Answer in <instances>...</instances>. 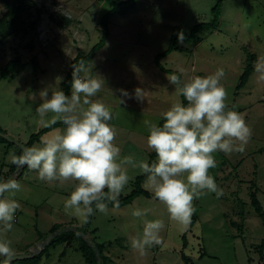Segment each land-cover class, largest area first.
<instances>
[{"label": "rangeland", "instance_id": "1", "mask_svg": "<svg viewBox=\"0 0 264 264\" xmlns=\"http://www.w3.org/2000/svg\"><path fill=\"white\" fill-rule=\"evenodd\" d=\"M217 1L139 0L111 18V42L84 67L81 76L99 75L105 81L92 99L103 102L112 114L110 123L116 130L114 143L121 149L120 159L131 156L135 161V167L122 165L129 182L118 196L132 192L135 181L144 174L140 162H149L154 152L147 144L150 124L160 123L172 104L183 103L179 87L158 68L156 57L169 49L174 28L190 34L196 26L212 22ZM31 5L30 15L21 16L17 32L5 36L0 28V76L11 61H19L0 82V126L24 145L33 135L63 121L57 114L40 116L36 112L44 102L39 93L45 89L49 96L58 89L65 92L71 62L78 55H88L100 41L101 19L112 9L101 0H31ZM63 16L70 19L69 24L62 21ZM200 36V43H180V49L161 64L179 72L183 83L223 70L220 83L227 92L226 111L234 107L243 115L251 137L242 152L214 153L217 166L209 172L218 191H205L193 200L194 212L187 224L169 218L166 205L155 198L148 182L144 188L153 198L141 196L122 208L107 205L105 213L95 210L92 229L82 237L90 245L95 241L105 245L104 254L112 259L109 264H186L182 254L191 264H262L259 247L264 242V224L252 206L251 193L256 191L264 210V0H223L219 29ZM249 55L255 56L254 74L238 92ZM121 89L129 96H122ZM137 89H141L139 98ZM65 127L44 133L42 138ZM34 145L42 146L41 141ZM19 149L0 142V180L6 181L20 168L9 175L15 166L12 155L20 156ZM14 179L22 187L10 198L17 200L20 208L12 229L0 234L11 242L14 256L25 255L45 241L56 225L62 227L58 230L82 235L83 224L64 207L78 181H41L38 172L30 168ZM136 209L145 215L134 217ZM194 214L198 220L191 227ZM157 219L164 223L160 243L141 254L132 248L131 239L142 234L146 220ZM79 246L80 242L72 246L66 242L50 248L49 258L45 256L40 264H87ZM203 248L206 255L201 259Z\"/></svg>", "mask_w": 264, "mask_h": 264}, {"label": "clouds", "instance_id": "2", "mask_svg": "<svg viewBox=\"0 0 264 264\" xmlns=\"http://www.w3.org/2000/svg\"><path fill=\"white\" fill-rule=\"evenodd\" d=\"M184 40V33H177V42L182 44ZM85 71L83 65L73 67L70 96L60 89L51 96L46 89L39 93L44 102L36 112L62 117L64 130L56 129L55 134L42 138V146L27 147L22 155H12L13 164L36 170L41 181H78L64 207L81 224L94 214L93 205L105 213L108 206L104 201L115 200L128 184L129 176L122 165L136 166L131 156L120 159L121 149L114 143L116 130L110 123L112 114L103 102L92 99L105 81L99 75L81 76ZM223 75L218 69L184 83L178 91L187 104H172L163 113V123H151L149 127L147 144L155 152L156 161H141L139 167L155 198L166 205L169 218L181 224L189 222L195 198L205 191H218L209 172L217 166L214 153L242 152L251 137L243 115L226 111L227 92L220 83ZM171 82L180 83L179 77L171 76ZM119 91L129 96L127 91ZM139 91L135 93L137 98ZM21 187L14 178L0 180V234L12 229L20 204L10 195ZM132 215L141 217L145 213L136 209ZM163 227L162 220H146L142 234L131 239L132 248L144 254L148 247L159 244ZM14 259L11 242L0 236V264H12Z\"/></svg>", "mask_w": 264, "mask_h": 264}, {"label": "trees", "instance_id": "3", "mask_svg": "<svg viewBox=\"0 0 264 264\" xmlns=\"http://www.w3.org/2000/svg\"><path fill=\"white\" fill-rule=\"evenodd\" d=\"M101 1H107L112 8L101 19L102 37L100 41L92 48V50L90 51L88 55L86 56L78 55L71 62L70 71L64 83L66 95H69V96L71 95V80H72L73 67H79L81 65H83V67H86L96 57L97 53L106 46L108 39L110 38V35H111L110 29H109V23H110L111 18L117 15L118 13H120L121 11L128 9L139 2V0H126L121 3H118L115 0H101ZM222 3H223V0H218L217 4L213 8L212 12H213L214 18L212 22L206 23V24H200L196 26L190 34L184 33L180 27L174 28L172 32V36H171V43H170L169 49L165 53L160 54L156 57L155 62L158 68L162 72L167 73L170 76L176 75L177 77H179L180 83L176 84L179 88L184 84L182 81L183 79L182 75L177 71L166 69L161 64V61L167 58L170 54L180 49L179 47L180 43L177 42V33L182 31L185 36V40L183 43L186 45H191L195 43H200L202 41L201 36H200L202 32L219 29ZM33 6H36V5L34 4ZM31 8H32L31 0H0V11H2V15H0V28L5 33V36H9L10 34L17 32V29L20 28V26H22V23L20 22V18H22L21 16L30 15V10H32ZM41 11L42 10L39 9L40 14H41ZM39 19L40 18H38L37 21H35L32 25V28L34 30H37L38 28ZM62 19H63L62 21L65 22L66 24L70 23L69 18L63 16ZM254 63H255V56L249 55L245 72L241 76L239 85L237 86L238 92L241 91L246 86L250 77L254 74V67H253ZM17 65H19V61H11L7 65L5 71L0 76V82L4 80L5 78H7L10 72ZM182 100H183V103L186 105L187 101L185 100L183 96H182ZM233 109L234 107H230L229 110H233ZM162 123H163V119L161 120L160 124ZM63 126H65L63 121L60 123H55L54 125L44 129L41 133L33 135L31 137L30 142L26 144V147H32L34 146L35 143L40 142L44 133H47L55 128L63 127ZM0 132L6 134V132L3 131L1 126H0ZM0 142H6L8 146H14L19 149L18 146H15L14 144L10 143L9 141L5 139L0 138ZM19 152L21 155L23 154V151L21 149H19ZM155 161H156V155H155V152H153L150 156V160L148 163L151 164ZM18 167L19 166L17 165L13 166L11 169V173L9 175L14 173L18 169ZM28 168L29 167L26 166L22 174H24ZM0 178H1V174H0ZM145 183H147V177H146V174H143L137 178V180L135 181L133 185V190L129 195L118 196L116 197L115 200L106 199L104 202L107 203V205L110 207L122 208V207L132 204L134 200H136L137 198L141 196L153 198L154 196L144 188ZM105 192H107V189H105ZM251 200H252V206L254 207L255 212L259 215V217L262 219L263 224H264V210L258 199L256 191L251 193ZM93 207L95 211V206L93 205ZM93 217H94V214L89 217L88 222L86 224H83L82 228L79 230L82 233V235H80L78 232H75L74 230H66L62 234H60L56 239L52 240L50 244L45 249H43L42 252L37 257H35L33 260L19 262V263L20 264H40L42 262V259L45 256L49 258L50 248L57 247L58 245L64 244L66 242H69L70 246H72L75 242H80L79 249L83 253L87 264H98L97 253L99 254V257H100V264L112 263V259L109 256H106L104 254L105 245H101L97 243L96 241L93 245H90L82 237V236L86 237V235H88L89 232L91 231L92 224H93ZM197 220H198L197 215L194 214L191 220V227H193L196 224ZM60 228L62 227L56 225L53 229H51L50 233H53ZM96 231H97L96 229L92 230L94 234L96 233ZM183 243H184V247L186 248L188 245L186 235L183 236ZM259 249H260L259 251H260V256H261L260 258L261 263L264 264V254H263L264 253V242L259 247ZM201 255H202L201 259L205 257L206 255L205 248H203ZM182 260L186 264H191V259L187 258V255L185 254H182Z\"/></svg>", "mask_w": 264, "mask_h": 264}, {"label": "water", "instance_id": "4", "mask_svg": "<svg viewBox=\"0 0 264 264\" xmlns=\"http://www.w3.org/2000/svg\"><path fill=\"white\" fill-rule=\"evenodd\" d=\"M0 137L6 139L7 141L14 144L15 146H18L22 151L24 148H27L26 145L13 140L8 135H6L2 132H0ZM24 168H25V166L20 167L10 178H15L16 176H18L21 172L24 171ZM63 232H64L63 230H57V231L53 232L51 235H49L47 237V239L45 241L38 244L34 249L30 250L25 255L15 256V259L13 260V262H23L26 260L34 259L35 257H37L42 252L43 249H45L50 244V242L52 240L56 239ZM97 259H98V264H100V261H99L100 257H99L98 253H97Z\"/></svg>", "mask_w": 264, "mask_h": 264}, {"label": "crops", "instance_id": "5", "mask_svg": "<svg viewBox=\"0 0 264 264\" xmlns=\"http://www.w3.org/2000/svg\"><path fill=\"white\" fill-rule=\"evenodd\" d=\"M111 38H112V35H111L110 38L108 39L107 44H109V43L111 42ZM107 46H108V45H107ZM103 49H104V48H103ZM103 49H102V50H103ZM102 50H101V51H102ZM99 52H100V51H99Z\"/></svg>", "mask_w": 264, "mask_h": 264}]
</instances>
